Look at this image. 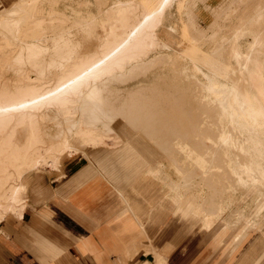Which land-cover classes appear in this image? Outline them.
I'll return each mask as SVG.
<instances>
[{
  "label": "bare ground",
  "instance_id": "bare-ground-1",
  "mask_svg": "<svg viewBox=\"0 0 264 264\" xmlns=\"http://www.w3.org/2000/svg\"><path fill=\"white\" fill-rule=\"evenodd\" d=\"M13 1L22 21L0 39V222L25 213L26 173L46 167L84 181L87 166L112 165L118 145L117 163L145 164L142 174L161 178L156 202L195 205L222 223L215 247L227 229L249 228L227 242L216 264L264 247V31L248 0H199L212 16L205 24L198 0H77L75 8L65 0ZM241 7L247 13L236 24ZM173 8L186 14L181 36L206 49L207 66L160 38ZM74 30L89 36L88 47L74 48L81 44ZM176 116L192 121L175 130ZM139 139L180 178L160 159L148 164ZM74 170L82 171L68 175Z\"/></svg>",
  "mask_w": 264,
  "mask_h": 264
},
{
  "label": "crops",
  "instance_id": "crops-1",
  "mask_svg": "<svg viewBox=\"0 0 264 264\" xmlns=\"http://www.w3.org/2000/svg\"><path fill=\"white\" fill-rule=\"evenodd\" d=\"M196 5L200 16L204 12L200 7L202 4L198 0ZM211 19L212 16L209 21ZM102 155L100 153L98 157ZM105 163L91 167L86 165L85 180L71 181L74 187L66 194L56 196V206L52 205L50 209L46 208L43 213L28 219L23 213L21 218L14 216L15 221L7 222L5 229L8 233L3 232L4 237H0V264H129L127 260L136 248L141 252L142 249L153 250L162 256L161 261L169 263L168 254L178 236L158 247L153 244V238L159 230L166 228L170 216L183 219L182 231L188 230L186 221H189V216L185 219L184 210L169 204L165 197L156 202L162 187L149 174H145L144 180L141 178L145 164L139 163L129 168L130 165H120L114 161L111 166ZM117 165L125 172L114 174L112 168ZM67 166L74 168L70 163ZM48 170L55 171L41 168L26 173L22 178L25 187L28 175ZM127 170H130L129 174L137 171L140 175L134 176L137 179L127 177ZM62 171L55 172L62 177ZM65 177L70 179L69 176ZM106 192H111V198L115 199L111 213L104 211L98 203ZM49 196L46 195V198ZM46 219L52 221L53 226ZM211 240V244L215 242L214 234ZM212 247L215 248L214 245ZM247 258L238 263L225 260L222 264H255V261Z\"/></svg>",
  "mask_w": 264,
  "mask_h": 264
},
{
  "label": "rangeland",
  "instance_id": "rangeland-1",
  "mask_svg": "<svg viewBox=\"0 0 264 264\" xmlns=\"http://www.w3.org/2000/svg\"><path fill=\"white\" fill-rule=\"evenodd\" d=\"M65 1L67 4H70L74 8L77 6V0H68V1L65 0ZM209 1L212 3L219 4L221 0H209ZM13 2H11V0H0V14H4L3 16L4 20L0 22L2 23L0 24V31H1L0 39L3 38V35H4L3 32L5 33L13 28V24H15V22L17 24V22L20 23L22 21L21 15H17L16 13H14L17 11V9H15L14 5L11 4ZM234 2L236 3V6L242 5L241 3H238L236 0H234ZM263 2L264 0H248V4H247L248 10L252 9V15L254 16L261 15L262 20H260L258 24L260 25L262 32L264 31V27H263L264 22L262 23V21L264 20V3ZM11 5L13 7H11ZM64 5H65V2L62 1L59 7L64 8ZM200 7H202V10L204 11L200 15V22L202 24H205V22L209 23L210 22L209 18L211 17L210 12L208 11V9H205L202 5ZM261 9L263 10L261 11ZM91 10L94 12V14L98 16L97 14L98 8L96 5H93L91 7ZM259 11H261L262 14H260ZM10 12H12V14ZM240 12L241 13L235 19L236 24H238L243 19L244 14L247 13L245 8L242 10V7L240 8ZM186 19H187V16L185 13H182L180 15L176 8L171 9V11L168 12L167 20L165 21L164 25L160 29V38L163 41L170 43V45L174 49L183 51L186 54L193 56L194 58L198 59L200 63H203V66H207L209 56L206 53V49L204 47L197 46L191 40H186L185 38L181 36V30H182L184 21H186ZM70 23H73L72 19ZM172 26L173 28L175 27L174 28L175 31L171 29ZM75 34H76V30H74V36L72 37L74 38L76 37L78 40L80 39L81 44L79 46L73 45L74 48L77 47L80 49V47L84 48L85 46L87 47L89 46V43H86V41H88L87 37L89 36L85 37L83 34H78V35L77 34L75 35ZM20 50L21 49L17 51L18 57H19ZM169 52L171 53L172 50H170ZM31 57L33 58L35 56H31ZM10 70L8 69L7 72ZM164 70H168V67H165ZM134 81H135L134 79L131 81H128L130 83L122 87V89L130 88L133 85ZM164 87L170 90V85L167 81H165ZM176 117H177L176 118L177 120L174 118L171 119L172 125L175 124L174 123L175 121L177 123L175 124V127H173V129L175 130H184V128L187 127L186 125H188L192 121L191 117H186V119L188 118L187 123H185L184 120L180 119L179 116H176ZM42 122H44L45 124L46 120L43 119ZM60 126H62V124L60 122L56 123L55 121L54 124L50 127V129L53 131L54 134H58V132L60 133ZM134 142H136L137 145L141 149H143L142 156L147 161L148 164L151 165L155 161V159H158V160L160 159L159 160L160 164L163 165L165 169L167 168L165 171H167L168 175L173 180H178L180 178V172L173 166L167 165L164 162V159L155 151L147 148L144 145V142L142 140L140 139L134 140ZM112 146L115 149L111 153L112 155L111 159H113V161L118 162L117 159L119 160L122 157L119 154H122L123 151L120 150L118 152L121 146H118V145H112ZM124 157L128 158L126 155H124ZM120 165H125V164L120 163ZM42 168H46V167H42ZM38 169H41V168H38ZM112 170L114 174L115 173L121 174L125 172V169H122V167H119V165L114 166ZM68 172H69L68 175H71L73 173V171H68ZM145 174L152 175L154 173H152L150 169L145 170L141 178H143V176L145 177ZM130 176L131 174H128L127 177H130ZM26 179H27L26 189H25L24 196L26 197V200H27V206L25 210V215H26L25 219H28L29 217H33L37 214L43 213V211L46 208L50 209V206L52 207V205H55V201L58 199L56 196H58V194H66L71 187H74V185L67 179V177L65 176L59 177V175L55 171L34 172L28 175ZM156 180L158 184L160 185L159 181L161 180V178H158V179L156 178ZM46 195H50V196L46 198ZM101 197L102 198L98 199V203H100L101 208H103L104 211L107 210L106 212L111 213L112 209L115 207L114 206L115 199L111 198L112 197L111 192L109 194H107L106 192ZM175 205L179 206L180 208L184 210L185 219L187 216H189L190 218L189 221H186V223L188 224L186 228L188 230L185 229L184 231H182L183 219L177 216H173V217L170 216L168 218L167 224L165 225L166 228L163 230H159L156 233L155 237L153 238L154 240L153 244L158 247L160 245H165L168 242L170 243L172 237L175 238L176 236H178L177 241L172 245V248L168 254L169 264H216V261H218L220 257L219 254L221 253V251H224V249L227 248V242L236 238L237 235L242 230L245 229L244 224L241 226L233 227L231 229H227L228 235H227L226 240L223 241L222 243L220 242L219 246L217 247L214 246L215 248H213L212 245H214V243L211 244V235L209 234L215 235L216 232L222 230L223 229L222 223H218L216 227V221H214L213 216L203 212L199 207L195 205H188L186 207L180 206L178 204H175ZM191 214L194 216H192ZM15 220L16 219L14 218V216L8 215L0 223V237L2 236L4 237L3 232L5 234L8 233L5 229L6 223L10 221H15ZM45 221L50 223L53 226L52 221L48 219H46ZM194 225H197V226L193 229ZM245 230L249 231V228H246ZM217 242L219 243V239L217 240ZM258 245H259V241L257 240V242L253 246L257 247ZM255 249H257L256 252H253L254 251L253 250L249 253H246L247 255H245L244 257L245 258L248 257L247 258L248 260L255 261V264H264V247L259 246ZM138 250H139L138 248L135 249L136 254H134V251L132 252L133 255L129 257L130 259L126 258V260L129 259L127 260L129 264H142L141 261L143 259L152 260V258H153L152 262H154V264L161 263L162 258H156L155 254H153L154 253L153 250H152L153 252L152 251L149 252L144 249H142V252Z\"/></svg>",
  "mask_w": 264,
  "mask_h": 264
}]
</instances>
